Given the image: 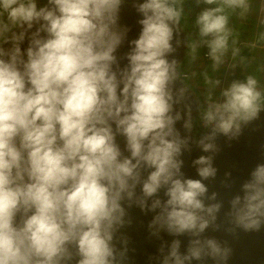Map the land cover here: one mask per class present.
Instances as JSON below:
<instances>
[{
	"label": "clouds",
	"instance_id": "obj_1",
	"mask_svg": "<svg viewBox=\"0 0 264 264\" xmlns=\"http://www.w3.org/2000/svg\"><path fill=\"white\" fill-rule=\"evenodd\" d=\"M261 110L264 0H0V264H125L133 208L154 214L152 236L191 237L157 264H222L203 181L217 137ZM193 144L210 153L192 162L201 179L182 170ZM242 192L233 222L259 230L264 164Z\"/></svg>",
	"mask_w": 264,
	"mask_h": 264
},
{
	"label": "water",
	"instance_id": "obj_2",
	"mask_svg": "<svg viewBox=\"0 0 264 264\" xmlns=\"http://www.w3.org/2000/svg\"><path fill=\"white\" fill-rule=\"evenodd\" d=\"M138 17L131 4L122 8L121 22L128 25L132 31L130 38H134L139 31ZM187 33L185 32L184 35ZM186 49L181 47L176 58L183 62ZM195 100V95L193 96ZM198 112L193 110V116ZM179 127V125H178ZM195 135V131L193 133ZM218 151L215 152L213 166L217 169L216 176L203 181L208 188L207 196L216 193V199H206V204L220 203L217 219L203 233L202 238L215 239L223 248L229 250L226 261L222 264H264V223L259 230L246 231L235 225L231 213V201L237 195H243L242 185L251 178L252 171L260 164H264V110L254 121L243 127L241 135L236 139H228L219 135L216 140ZM201 155H210L203 152L195 144L192 151L184 154L183 172L187 178L201 179L193 166V160ZM132 223L122 230L128 239V254L125 264H157L154 259L159 256L162 244H170L174 239L181 240V252H186L191 237L184 235L174 237L162 232L157 238L150 234L148 225L153 213L144 214L138 208L130 212ZM192 264H217L211 257L202 260H193Z\"/></svg>",
	"mask_w": 264,
	"mask_h": 264
},
{
	"label": "crops",
	"instance_id": "obj_3",
	"mask_svg": "<svg viewBox=\"0 0 264 264\" xmlns=\"http://www.w3.org/2000/svg\"><path fill=\"white\" fill-rule=\"evenodd\" d=\"M187 7L192 9L191 19L194 20L195 14L199 12L201 9L199 7H196L194 3H190ZM236 76L242 78V73L238 70L236 73ZM231 78L232 77H228V79H231Z\"/></svg>",
	"mask_w": 264,
	"mask_h": 264
},
{
	"label": "trees",
	"instance_id": "obj_4",
	"mask_svg": "<svg viewBox=\"0 0 264 264\" xmlns=\"http://www.w3.org/2000/svg\"><path fill=\"white\" fill-rule=\"evenodd\" d=\"M185 60V59H184Z\"/></svg>",
	"mask_w": 264,
	"mask_h": 264
}]
</instances>
